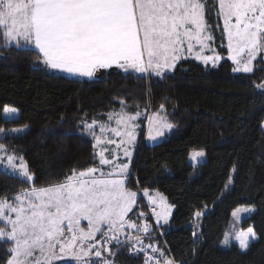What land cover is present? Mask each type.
Here are the masks:
<instances>
[{"label": "trees", "instance_id": "1", "mask_svg": "<svg viewBox=\"0 0 264 264\" xmlns=\"http://www.w3.org/2000/svg\"><path fill=\"white\" fill-rule=\"evenodd\" d=\"M207 19L222 62L211 67L185 59L164 79L138 78L116 69L98 71L89 79L71 78L45 71L37 64L34 48L0 46V129H28L0 137V142L8 153L22 157L33 175V181L25 182L0 169V196L48 186L73 168L97 166L95 140L83 132V123H106L110 113L120 110V98L129 112L141 115L126 180L139 195L130 218L136 221L141 212L148 213L141 196L145 189L162 193L175 206L168 225L157 227L149 215L147 243L167 248L176 264H264V90L256 87L264 82V61L258 58L252 73L234 72L235 65L226 58L222 18L213 13ZM5 106L17 111L6 114ZM156 113L174 127L161 143L148 145L147 121ZM199 150L206 162L194 166L190 157ZM244 206L255 210L235 227H253L258 239L246 251L233 240L225 249L221 245L233 227V215ZM197 211L204 214L195 240ZM8 256L9 245L0 242V264ZM112 259L115 264H144L127 246Z\"/></svg>", "mask_w": 264, "mask_h": 264}, {"label": "snow or ice", "instance_id": "2", "mask_svg": "<svg viewBox=\"0 0 264 264\" xmlns=\"http://www.w3.org/2000/svg\"><path fill=\"white\" fill-rule=\"evenodd\" d=\"M213 13L223 20L228 58L236 65L233 71L252 73L253 61L258 57L264 61V0H0V46L38 50L37 64L53 73L93 78L98 71L116 69L138 78L164 79L187 58L184 52L192 54L196 45L195 58L215 66L220 56L203 54L212 39L207 16ZM256 87L264 90V82ZM117 99L120 110L110 113L108 123L99 130L119 140L97 135L95 120L84 122L83 132L94 138V146L115 144L129 162L114 163L119 156L110 159L104 155L109 150L102 148L97 155L101 166L111 165L107 173L100 167L73 168L71 174L48 186L0 196V242L9 245L5 264H114L103 253L114 256L124 246L137 255L144 253V264H176L165 249L145 244L144 236L151 239L150 226H141L128 216L138 202L137 192L127 187L126 180L139 112H129L126 102ZM16 111L3 108L6 114ZM173 127L157 113L148 139L155 140ZM0 154V165L6 163L9 174L33 181L23 158L17 165V157L8 154L2 142ZM204 155L202 150L194 151L190 158L197 161ZM144 195H149L147 189ZM158 207L156 224L167 225L173 206L159 196ZM194 215L199 218L202 213ZM231 239L246 251L258 235L248 227L232 237L225 235L223 245L230 246ZM148 249L160 258L148 255Z\"/></svg>", "mask_w": 264, "mask_h": 264}, {"label": "rangeland", "instance_id": "3", "mask_svg": "<svg viewBox=\"0 0 264 264\" xmlns=\"http://www.w3.org/2000/svg\"><path fill=\"white\" fill-rule=\"evenodd\" d=\"M213 38L210 40V41H208L207 43H208V45H209V47L207 48V49H205V51H204V55H209V56H216V55H219L218 54V52H217V50H216V48L214 47V45H213ZM228 43V42H227ZM198 48H199V46L198 45H196L195 47H194V50H193V53L192 54H188L186 51L184 52V55L187 57L186 59H195V60H197L198 62H200V63H203L202 61H200V60H198V59H196L195 58V55H196V51L198 50ZM229 55H230V53H229V51H228V55H227V59L228 60H230L228 57H229ZM220 56V59L218 60V61H216V63H215V66H213V64H212V62H209L208 64H204V65H209V66H211V67H216V66H218L221 62H222V60H223V58H222V56L221 55H219ZM259 58V57H258ZM257 58V59H258ZM183 60H185V59H181L178 63H180L181 61H183ZM231 61V60H230ZM232 62V61H231ZM255 62L256 61H253V65H254V67H255ZM177 63V64H178ZM235 65V64H234ZM235 67H236V65H235ZM170 73H172V72H170ZM170 73H168V74H170ZM236 73H244V72H236ZM160 115V114H159ZM161 116V115H160ZM141 117V115L139 114V116H138V119H137V121L139 120V118ZM161 117H163V116H161ZM164 118V117H163ZM157 119V113L156 114H153V115H151L149 118H148V121H147V133H146V138H145V142L148 144V145H156V144H159V143H161L165 138H166V136H167V134L171 131V130H165V132H164V135L163 136H160V137H157V139H155V140H150V139H148V133H149V130L150 129H152L154 126H155V120ZM137 121H136V123H137ZM108 123V121L106 122V123H102V124H107ZM100 123H97L96 124V126H95V132H96V134L97 135H103V137H104V139L105 140H107L108 138H112V139H115V140H119L120 138L119 137H116L113 133H111V132H105V133H103V134H101L100 133ZM111 126L112 127H115L116 125H115V123H114V121H112L111 122ZM263 131H264V123H263ZM14 130H20V131H14ZM27 127H15V128H10V129H6V130H4V132L3 133H0V137L1 138H4L5 136H8V135H21V134H24L25 132H27ZM135 131H136V141H135V144H134V150H133V155H132V157H131V160H130V163H129V172H130V168H131V163H132V159H133V156H134V152H135V148H136V143H137V140H138V136H139V125L137 124V128L135 129ZM96 148H97V153L102 149V148H107L109 151H106V152H104V155L106 156V157H109L110 159H112L113 157H116V156H119V159H117V160H114V163H116V164H122V163H125V162H129V158L128 157H125L124 155H123V151L121 150V149H117V147H116V145L115 144H101V145H99V146H96ZM193 153V152H192ZM205 153V152H204ZM8 154H10V153H8ZM0 155H2V154H0ZM98 159H99V156H98ZM25 162V161H24ZM206 162V156L204 155V157H202V158H197V161H192L191 160V158H190V163L191 164H193L194 166H198L199 164H202V163H205ZM16 163H17V165H19V163H20V160L19 159H17L16 160ZM26 163V162H25ZM99 164V163H98ZM98 166V165H97ZM96 167V166H95ZM99 167L100 168H102L103 169V171L105 172V173H107V172H109V171H111V165L110 166H101V165H99ZM0 169L1 170H4V171H8V172H10V170H8L7 169V165H6V163L4 164V165H0ZM197 172H194L193 174H192V178H196L197 177ZM96 175H99V173H97ZM29 182H31V181H29ZM228 186H231V181H230V183H229V185ZM148 193H149V195L148 196H145L144 195V192L143 193H141V196L145 199V201H146V203H147V206H148V213L147 214H145L144 213V215H143V217H141L140 216V218L138 219V218H136V221L135 222H137L139 225H143V224H145V223H147L149 226H150V228H151V230H152V223L149 221V215L151 216V218H152V220H153V222L156 224V218H155V215H154V212H158L160 209H159V207H158V203H159V196H163L165 199H166V203L167 204H169V205H171V206H173L172 208H171V214H170V216H169V223H170V220H171V217H172V215H173V212H174V210H175V206L172 204V203H170L168 200H167V198L162 194V193H160V192H158V191H148ZM157 194H159V196L157 195ZM139 195H138V193H137V197H138ZM153 200H156V202L157 203H153L152 201ZM134 208V207H133ZM248 210H250V211H248ZM254 207L253 206H244V207H240L235 213H234V215H233V221H232V229H230V230H228L229 232H228V234H226V235H228V236H230V237H232V236H234V234H235V232L236 231H239V229H236V225L237 224H240L243 220H244V218L245 217H247V216H250L253 212H254ZM129 214H131V213H129ZM129 214H128V216H129ZM203 214L204 213H202V215L199 217V218H194V221H193V227H194V229H195V232H196V236H195V240H197L198 238H199V236H200V232H201V228H202V222H201V219H202V216H203ZM86 221H82V225H86ZM168 223V224H169ZM167 224V225H168ZM156 226H157V224H156ZM161 226H165L164 224H163V222L161 221ZM158 227V226H157ZM125 231L126 232H131L133 235H136L137 233L135 232V230H129V229H125ZM120 239L121 240H123L124 239V236L123 235H121L120 236ZM232 240L233 241H235L234 239H231L230 240V246H224L223 245V243H222V247L223 248H225V249H228V248H230L231 247V245H232ZM257 240V239H256ZM255 240V241H256ZM254 241V242H255ZM144 242H145V244L147 245L148 243H147V241L144 239ZM253 242V241H252ZM251 242V243H252ZM237 243V242H236ZM250 243V244H251ZM112 245H109V249L111 250L112 249ZM103 255H105V256H107V258L108 259H110V260H112L113 261V259H112V256H108V254L107 253H103ZM114 262V261H113ZM69 263H72V262H69ZM58 264H65V261H60V262H58ZM115 264V263H114Z\"/></svg>", "mask_w": 264, "mask_h": 264}, {"label": "built area", "instance_id": "4", "mask_svg": "<svg viewBox=\"0 0 264 264\" xmlns=\"http://www.w3.org/2000/svg\"><path fill=\"white\" fill-rule=\"evenodd\" d=\"M166 252L172 258L171 254H170V252H169V250L167 248H166ZM130 254L133 255L134 257H143L144 258V253H140L139 255H137V254H135V252H130ZM148 255H155L157 259L160 258L158 254H153L151 252V249H148Z\"/></svg>", "mask_w": 264, "mask_h": 264}, {"label": "crops", "instance_id": "5", "mask_svg": "<svg viewBox=\"0 0 264 264\" xmlns=\"http://www.w3.org/2000/svg\"><path fill=\"white\" fill-rule=\"evenodd\" d=\"M60 74H62V75H64V76H67V77H71V78H88V77H78V76H71V75H68V74H64V73H60ZM89 79V78H88ZM99 165L100 164H98V166H96V167H99ZM110 166V165H109ZM131 213V212H130ZM129 217H130V214H129Z\"/></svg>", "mask_w": 264, "mask_h": 264}]
</instances>
